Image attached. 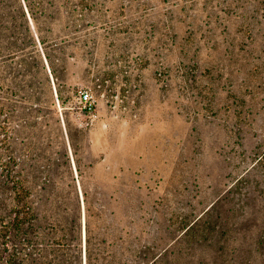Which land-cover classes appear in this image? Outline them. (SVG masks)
I'll use <instances>...</instances> for the list:
<instances>
[{"label": "rangeland", "instance_id": "1", "mask_svg": "<svg viewBox=\"0 0 264 264\" xmlns=\"http://www.w3.org/2000/svg\"><path fill=\"white\" fill-rule=\"evenodd\" d=\"M5 6L36 52L17 80L22 58L3 65L10 126L83 243L89 226L119 264L144 244L150 264H264V0Z\"/></svg>", "mask_w": 264, "mask_h": 264}, {"label": "trees", "instance_id": "2", "mask_svg": "<svg viewBox=\"0 0 264 264\" xmlns=\"http://www.w3.org/2000/svg\"><path fill=\"white\" fill-rule=\"evenodd\" d=\"M5 11H8L5 0H0V264H119L114 254L100 251L101 244L95 242L89 226L83 243L76 215L72 214L69 219L67 212L62 214L61 197L56 199L55 190L50 189L53 177H45L39 185L41 180L32 151L26 155L18 149V127L14 126L12 131L10 126L16 122L18 111V105L10 95H16L18 87H10L13 93L4 96L3 65L7 58H22L20 65L24 70H11L13 79L17 80L21 74L26 75L28 60L36 52L27 51L26 47L21 49L18 45L22 42L21 34L15 26L6 24L10 17ZM33 35L29 38L34 42ZM41 43L46 42L42 39ZM43 53L58 81L47 47ZM261 245L264 247V238ZM147 248L145 244L138 247L136 254L131 255L133 264H150Z\"/></svg>", "mask_w": 264, "mask_h": 264}, {"label": "built area", "instance_id": "3", "mask_svg": "<svg viewBox=\"0 0 264 264\" xmlns=\"http://www.w3.org/2000/svg\"><path fill=\"white\" fill-rule=\"evenodd\" d=\"M81 102L84 104L85 113L92 117L96 112V102L89 92H84L80 96Z\"/></svg>", "mask_w": 264, "mask_h": 264}]
</instances>
